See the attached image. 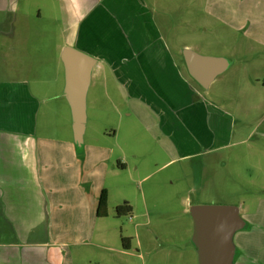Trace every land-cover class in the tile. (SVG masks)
Wrapping results in <instances>:
<instances>
[{"label":"rangeland","instance_id":"rangeland-1","mask_svg":"<svg viewBox=\"0 0 264 264\" xmlns=\"http://www.w3.org/2000/svg\"><path fill=\"white\" fill-rule=\"evenodd\" d=\"M145 7L153 12L156 22L152 19L151 24L183 70L184 47L231 63L204 93L209 104L227 113L223 124L230 123L231 133L221 147L205 148L199 157L181 159L166 152L162 138L143 129L134 111L127 117L129 111L107 71L90 84L86 131L77 146L63 93L60 49L68 35L64 6L59 0H26L20 9L28 13L27 22L19 23L20 17L12 26V18L0 17V44L5 42L0 60L3 54L15 55L5 65L0 62V81L28 79L32 94L42 102L33 133L41 182L51 204L54 240L46 246L50 261L200 264L193 218L187 213L191 204L236 208L242 222L231 238L234 264H264V0H145ZM116 8L125 6L115 2ZM17 73L24 76H14ZM115 105L123 116L112 110ZM118 126L110 155L104 136ZM68 153L82 155V165L85 155L97 160L88 186L69 189L78 168L67 166ZM117 164L125 169L110 174ZM85 173L82 166L81 180ZM104 187L110 191L107 216L91 217L86 205L93 206V199L85 193H99ZM68 200L76 202L65 204ZM128 202L133 213L119 216L116 209ZM122 237L130 240L129 250H124Z\"/></svg>","mask_w":264,"mask_h":264},{"label":"crops","instance_id":"crops-1","mask_svg":"<svg viewBox=\"0 0 264 264\" xmlns=\"http://www.w3.org/2000/svg\"><path fill=\"white\" fill-rule=\"evenodd\" d=\"M25 1L0 0V17L12 18V26L20 17L19 23L27 22L28 13L20 9ZM59 1L67 16L68 32L60 50L71 47L97 59L91 84L95 76L105 71L110 76H118L113 78V85L120 92L123 107L129 111L127 117H131L130 110L134 111L143 129L162 138L161 145L166 152L181 159L191 158L205 154V148L216 149L223 145L222 140L225 142L226 135L231 133L230 123L223 124L227 113L205 100V89L193 81L186 66L183 70L159 37L158 29L151 24L154 14L147 12L145 0ZM67 1L73 7L66 5ZM115 2L125 8L115 10ZM85 33L89 34L88 39L83 38ZM111 39L113 44L108 46ZM4 43L0 46L4 47ZM118 44L123 47L116 53ZM14 59V53L3 54L0 62L5 65ZM107 63L114 69L110 70ZM230 67L231 63L227 69ZM30 83L28 79L0 81V264H8L10 260L15 264H52L51 250L46 247L54 240L51 204L49 191L41 182L40 170L43 169L33 133L35 114L42 102L32 94ZM111 107L123 116L118 105ZM119 126L104 136L110 142L107 151L110 155H114ZM92 157V154L85 155L82 165V155L75 158L68 153L67 166L72 164L78 168L76 181L68 183L70 190L88 186L90 178L95 177L97 160L92 161ZM82 166L86 172L84 180H81ZM125 166L117 164L110 174L115 175ZM104 188L99 193H85L86 198L93 199V206L86 205L91 207V217H99L98 203L103 190L107 192L108 201L110 199V191ZM93 189L97 190L96 185ZM73 202L76 201L68 200L65 204ZM131 208L133 213L134 208ZM187 213L191 215V204ZM195 251L198 256L197 248ZM234 256L235 248L230 264H234Z\"/></svg>","mask_w":264,"mask_h":264},{"label":"water","instance_id":"water-1","mask_svg":"<svg viewBox=\"0 0 264 264\" xmlns=\"http://www.w3.org/2000/svg\"><path fill=\"white\" fill-rule=\"evenodd\" d=\"M183 58L189 76L207 89L230 63L224 58L203 56L188 48ZM61 60L65 70L64 97L69 105L74 142L83 144L87 122V94L96 60L71 47H64ZM191 216L195 226L194 241L200 264H230L231 238L242 222L238 210L228 206H194Z\"/></svg>","mask_w":264,"mask_h":264},{"label":"trees","instance_id":"trees-1","mask_svg":"<svg viewBox=\"0 0 264 264\" xmlns=\"http://www.w3.org/2000/svg\"><path fill=\"white\" fill-rule=\"evenodd\" d=\"M107 207H108L107 192L106 190H103L99 198L97 215L105 217L107 215ZM116 212L119 216H122L128 213H131L132 208L130 205L125 204V205L119 206L116 209ZM122 242H123L122 245H123L124 250H129L131 248V243L128 238H123Z\"/></svg>","mask_w":264,"mask_h":264},{"label":"flooded vegetation","instance_id":"flooded-vegetation-1","mask_svg":"<svg viewBox=\"0 0 264 264\" xmlns=\"http://www.w3.org/2000/svg\"><path fill=\"white\" fill-rule=\"evenodd\" d=\"M114 39L116 40L117 39V37H115L114 36ZM120 41H122V40H120ZM113 44V40L111 39V40H109V42H107V45L109 46V45H112ZM123 44V43H122ZM123 46H121V45H117L115 48H116V53H118L119 52V50L122 48ZM112 50H109L108 49V52H111ZM113 52V51H112ZM93 57V56H92ZM95 60H96V62H97V59L95 58V57H93ZM96 66H97V64H96ZM107 66H108V68L111 70H113L114 68H113V66L110 64V63H107ZM113 78H115V79H117L118 78V76H110V79H111V81H112V83H113ZM194 81V80H193ZM195 82V81H194Z\"/></svg>","mask_w":264,"mask_h":264}]
</instances>
